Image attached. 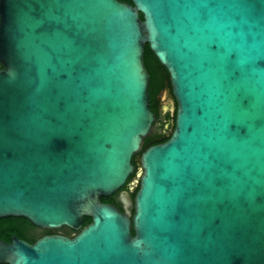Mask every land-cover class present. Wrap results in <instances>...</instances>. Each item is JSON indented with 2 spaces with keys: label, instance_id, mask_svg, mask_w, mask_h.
Segmentation results:
<instances>
[{
  "label": "water",
  "instance_id": "95a60500",
  "mask_svg": "<svg viewBox=\"0 0 264 264\" xmlns=\"http://www.w3.org/2000/svg\"><path fill=\"white\" fill-rule=\"evenodd\" d=\"M131 1L0 0V220L79 232L0 264H264V0ZM148 45L177 113L142 152Z\"/></svg>",
  "mask_w": 264,
  "mask_h": 264
},
{
  "label": "flooded vegetation",
  "instance_id": "af4514ba",
  "mask_svg": "<svg viewBox=\"0 0 264 264\" xmlns=\"http://www.w3.org/2000/svg\"><path fill=\"white\" fill-rule=\"evenodd\" d=\"M156 74L159 81L157 86L153 90H150L149 86L151 110L155 114L156 121L151 134L144 141L142 152L151 146L165 143L175 129L177 101L173 93L170 75L164 66H157ZM150 75L152 80V74L150 73ZM159 134L163 135L162 141L157 138ZM139 159L140 154L134 157V165L136 166L134 173L128 178L125 185L113 196H111L113 199L112 205H115L124 213H127L128 211L134 213L135 194L140 187L141 181L138 177V172L140 170ZM124 195H126L131 201V205L128 207H126L123 203ZM57 231L59 232L54 233L53 235H63V229ZM13 236L30 243L27 239L20 237L17 233H13L9 240L4 241L11 242Z\"/></svg>",
  "mask_w": 264,
  "mask_h": 264
},
{
  "label": "trees",
  "instance_id": "16d2710c",
  "mask_svg": "<svg viewBox=\"0 0 264 264\" xmlns=\"http://www.w3.org/2000/svg\"><path fill=\"white\" fill-rule=\"evenodd\" d=\"M120 1L128 2L130 4L132 3L131 0H120ZM141 18H143V15H141ZM145 64L149 72L152 74L150 90H153L157 86V83L159 82L158 76L156 74V68L157 66L163 67V65L159 62V60L153 54L149 45L147 46L146 51H145ZM157 138L162 141L163 135L159 134ZM102 201L104 203H109V204L113 203L112 197H103ZM91 223H92V219L86 218L85 227ZM57 232L59 231L44 230V229L36 228L32 226L29 221L25 219H21V218H7V219L0 220V239L1 240H9V238L11 237L13 233H17L20 237L25 238L31 244H34L40 238L47 236V235H53L54 233H57ZM78 234L79 232H74L68 228H63L64 236H67L69 238H74Z\"/></svg>",
  "mask_w": 264,
  "mask_h": 264
}]
</instances>
